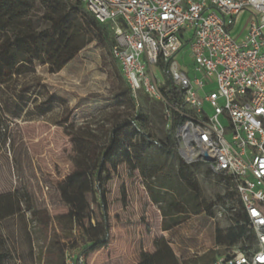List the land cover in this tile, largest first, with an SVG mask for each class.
<instances>
[{"label":"rangeland","instance_id":"1","mask_svg":"<svg viewBox=\"0 0 264 264\" xmlns=\"http://www.w3.org/2000/svg\"><path fill=\"white\" fill-rule=\"evenodd\" d=\"M246 18L247 14L240 17L238 29L244 27ZM105 27L112 32L111 23ZM84 40L85 46L63 70L51 73L46 66L38 65L34 73L12 84L9 108L0 105V194L14 189L28 193L22 201L23 214L0 224L1 245L8 254L5 264L46 263L48 245L59 237L55 234L63 237L53 220L66 212L50 181L59 183L70 174L66 172L63 177L65 163L71 155L77 158L73 170L85 161L86 145L78 138L91 137L92 132L81 126L89 124L96 129V121L120 100L121 73L108 46L97 36L92 39L88 35ZM136 103V113L150 117L152 138H149L146 165H158L163 172L150 180L156 182L165 175L171 176L185 196L193 195L176 178L179 156L174 152L163 153L156 146L169 133L181 156L184 155L174 131L166 128L163 106L143 92L137 94ZM32 128L42 132L57 128L62 133L56 157L44 155L33 144L29 132ZM126 157L119 165L120 175L107 185L113 217L110 242L92 253L87 264H184L188 258L209 250L223 251L228 244H217L216 228L230 226V217L219 213L227 199V190L208 164L186 162L187 170L199 184V200L203 205H212V215H192L176 229L164 231L159 205L151 201L131 156ZM123 187L127 207L122 202ZM87 198L91 201L90 195ZM29 206L36 208L37 216L29 211ZM47 212L52 222L43 227L41 217ZM116 215L119 219L114 218ZM68 263L71 264L70 259Z\"/></svg>","mask_w":264,"mask_h":264},{"label":"built area","instance_id":"2","mask_svg":"<svg viewBox=\"0 0 264 264\" xmlns=\"http://www.w3.org/2000/svg\"><path fill=\"white\" fill-rule=\"evenodd\" d=\"M73 1L112 24V56L132 95L163 106L185 161L206 162V149L212 172L235 184L240 205L219 213L240 210L247 236L213 264H264V0ZM173 113L183 118L174 129Z\"/></svg>","mask_w":264,"mask_h":264},{"label":"trees","instance_id":"3","mask_svg":"<svg viewBox=\"0 0 264 264\" xmlns=\"http://www.w3.org/2000/svg\"><path fill=\"white\" fill-rule=\"evenodd\" d=\"M105 25L99 23L83 4L73 0H0V105L4 104V107L9 108L12 84L19 78L34 73L38 65L46 66L51 73H58L68 66L85 46V36L91 35L92 39L97 36L108 46L112 55L114 30L110 27V32ZM85 28L89 30L84 32ZM120 83L123 85L120 100L111 111L96 121V129L89 124L81 126L92 132L91 137L78 138L86 145L85 161L73 170L77 158L71 155L65 163L63 177L66 172L70 174L59 183L50 181L57 190L59 200L66 207V212L53 220L59 231L63 232V237L55 234L59 237L48 245L45 264H69L68 259L71 264H87L92 253L109 244L113 217L110 214L107 185L120 175L119 165L126 161L127 155L131 156L138 167L151 201L159 205L162 230L176 229L192 215H212V205H203L199 200V184L187 170L188 165L169 133L165 135V140L157 141L156 146L163 153L174 152L179 156L176 178L193 195L185 196L171 176L165 175L156 182L150 180L157 177L158 172L163 173L158 165H146L151 143L149 138H152L150 117L136 113V98L122 73ZM169 84L172 86L171 80ZM182 121L179 114L173 113L172 129ZM29 132L33 144L41 153L56 157L63 138L57 128L45 132L32 128ZM198 163L208 164L203 161ZM210 171L212 172L211 169ZM214 175L227 190L224 205L230 203L232 208L238 207L240 199L233 181L224 175ZM26 194L28 195L27 192L21 193L19 189L0 194V224L8 218L23 214L22 201ZM87 195L91 196V201ZM122 202L127 207L124 187ZM28 208L37 216L36 208ZM43 216L42 226H49L52 222L49 213H43ZM228 216L230 226L216 228L218 245H236L247 236L248 230L242 223L240 210ZM119 217L116 215L114 218ZM1 244L0 238V264H5L8 254ZM219 253L209 250L188 258L184 264H213Z\"/></svg>","mask_w":264,"mask_h":264},{"label":"water","instance_id":"4","mask_svg":"<svg viewBox=\"0 0 264 264\" xmlns=\"http://www.w3.org/2000/svg\"><path fill=\"white\" fill-rule=\"evenodd\" d=\"M199 156L202 157L203 160L206 161V162H208V163H212L214 161L213 156L206 149H202L201 152L199 153Z\"/></svg>","mask_w":264,"mask_h":264}]
</instances>
